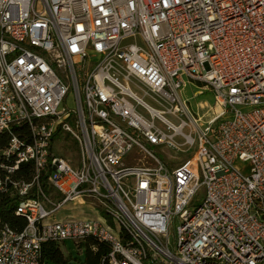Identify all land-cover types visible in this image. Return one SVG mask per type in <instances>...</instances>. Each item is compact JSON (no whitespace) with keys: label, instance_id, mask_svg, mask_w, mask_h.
I'll return each instance as SVG.
<instances>
[{"label":"built area","instance_id":"1","mask_svg":"<svg viewBox=\"0 0 264 264\" xmlns=\"http://www.w3.org/2000/svg\"><path fill=\"white\" fill-rule=\"evenodd\" d=\"M0 135L25 222L0 219V264L68 240L98 264H264V0H0ZM175 137L196 149L171 166Z\"/></svg>","mask_w":264,"mask_h":264},{"label":"rangeland","instance_id":"2","mask_svg":"<svg viewBox=\"0 0 264 264\" xmlns=\"http://www.w3.org/2000/svg\"><path fill=\"white\" fill-rule=\"evenodd\" d=\"M180 95L182 100L189 101L188 106L191 109L192 113L203 118L201 121L203 125H205L206 121L213 116V110L216 108L213 94L210 91L206 90V88L201 86L199 83L192 82L187 84V86L183 90H181ZM69 103L71 105V102ZM151 104L157 106L156 103ZM175 140L177 142L176 147L173 145H167L164 147L163 152L161 153L162 159L171 166L177 165L181 161H184L185 159L191 157L196 149V143L191 145H183L182 137H175ZM67 146H69L70 148L75 147V150L79 151L77 144L66 145L64 143H59V141H56L53 152H55L56 154H63L66 157H72L73 152H71V150H69ZM237 164L241 163L238 162ZM196 197L199 198V195H197ZM72 206L73 204L69 203L65 208L58 211L56 214V218H65L71 215L75 217H96L95 213L91 212L87 206ZM62 250L65 257H74V260L76 258L81 261H84L86 259L87 251L83 250L82 253H79L72 241L68 240L64 244H62Z\"/></svg>","mask_w":264,"mask_h":264},{"label":"trees","instance_id":"3","mask_svg":"<svg viewBox=\"0 0 264 264\" xmlns=\"http://www.w3.org/2000/svg\"><path fill=\"white\" fill-rule=\"evenodd\" d=\"M6 143V136L0 135V147ZM25 166V165H22ZM21 166V167H22ZM13 203L10 199L5 197L0 198V219L7 222L13 228L21 229L25 222L22 218L16 216L13 212ZM105 253V248L99 244L98 250L94 253L87 250L86 259L84 261L78 260L74 257H65L60 249V246L56 243L43 244L41 259L43 264H98L99 259Z\"/></svg>","mask_w":264,"mask_h":264},{"label":"bare ground","instance_id":"4","mask_svg":"<svg viewBox=\"0 0 264 264\" xmlns=\"http://www.w3.org/2000/svg\"><path fill=\"white\" fill-rule=\"evenodd\" d=\"M219 108H218V106H216V110H218Z\"/></svg>","mask_w":264,"mask_h":264}]
</instances>
